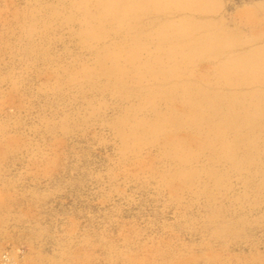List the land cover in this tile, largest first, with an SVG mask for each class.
<instances>
[{"label": "rangeland", "instance_id": "rangeland-1", "mask_svg": "<svg viewBox=\"0 0 264 264\" xmlns=\"http://www.w3.org/2000/svg\"><path fill=\"white\" fill-rule=\"evenodd\" d=\"M0 264H264V0H0Z\"/></svg>", "mask_w": 264, "mask_h": 264}]
</instances>
